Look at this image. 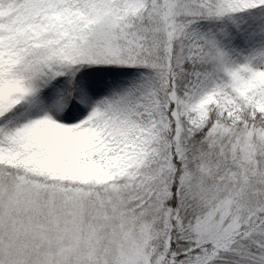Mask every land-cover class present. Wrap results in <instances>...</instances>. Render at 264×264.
<instances>
[{
    "label": "snow or ice",
    "instance_id": "1",
    "mask_svg": "<svg viewBox=\"0 0 264 264\" xmlns=\"http://www.w3.org/2000/svg\"><path fill=\"white\" fill-rule=\"evenodd\" d=\"M0 264H264V0H0Z\"/></svg>",
    "mask_w": 264,
    "mask_h": 264
}]
</instances>
